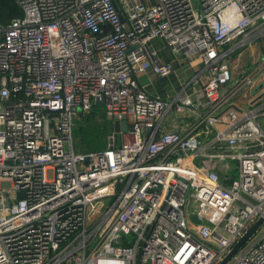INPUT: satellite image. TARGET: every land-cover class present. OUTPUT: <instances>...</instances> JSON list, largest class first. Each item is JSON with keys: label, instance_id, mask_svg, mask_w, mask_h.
Returning a JSON list of instances; mask_svg holds the SVG:
<instances>
[{"label": "built area", "instance_id": "1", "mask_svg": "<svg viewBox=\"0 0 264 264\" xmlns=\"http://www.w3.org/2000/svg\"><path fill=\"white\" fill-rule=\"evenodd\" d=\"M15 1L23 14L0 22V264L218 263L264 217L263 110L234 105L264 59L237 77L230 62L264 38V0ZM155 38L203 63L171 100L138 78L174 70ZM97 105L132 129L77 150L79 111ZM173 109L190 120L162 128ZM229 264H264V220Z\"/></svg>", "mask_w": 264, "mask_h": 264}, {"label": "crops", "instance_id": "2", "mask_svg": "<svg viewBox=\"0 0 264 264\" xmlns=\"http://www.w3.org/2000/svg\"><path fill=\"white\" fill-rule=\"evenodd\" d=\"M150 47L157 51V55L162 61L172 62L174 70L169 75L162 76L152 69H148L141 74L139 73V81L149 93L171 100L177 94L183 92L184 85L203 68V63L199 59L201 62L199 64H194L195 58H189L185 53L174 54L167 41L163 38L153 39L150 42ZM232 59L233 58L230 59V62ZM186 91L191 93L192 85L187 86ZM191 95L193 94L191 93ZM234 101V105H237L241 110L256 107L261 108L263 112L259 115V121L264 127V82L249 87L247 90L237 95ZM182 119L183 117H180L173 109L164 118L162 128L174 129L177 128V126H186L190 119L184 124L182 123ZM113 124H115V122H113Z\"/></svg>", "mask_w": 264, "mask_h": 264}, {"label": "rangeland", "instance_id": "3", "mask_svg": "<svg viewBox=\"0 0 264 264\" xmlns=\"http://www.w3.org/2000/svg\"><path fill=\"white\" fill-rule=\"evenodd\" d=\"M231 58H233L231 62L234 67V75L236 77L241 72L249 71L250 69L255 67L257 63L260 62V60L264 59V38L256 39L253 43L248 44L245 49L241 50L240 52H236L235 55H232ZM200 62L201 61L199 59L194 60V64H199ZM95 108L96 109L94 113L96 114L95 120L97 124H99V122H104V124L101 126V129L98 126L91 128L88 122L82 123L81 121H79L82 115H78V117L76 118V127L77 125L84 126V129L77 136L75 132V145L77 150L87 151L102 148L107 145V136L111 131L110 124L112 123V121L107 117L105 113L103 114L102 111L97 110L104 109L101 105H97ZM80 145L83 146V148H81ZM235 171L237 172L236 169ZM255 238L253 240H255Z\"/></svg>", "mask_w": 264, "mask_h": 264}, {"label": "trees", "instance_id": "4", "mask_svg": "<svg viewBox=\"0 0 264 264\" xmlns=\"http://www.w3.org/2000/svg\"><path fill=\"white\" fill-rule=\"evenodd\" d=\"M22 14H23V10L21 9V7L18 5V3L15 0H0V22H2L3 24L9 23L13 18L19 17ZM95 107L90 112H87L84 115H82L79 121H81L82 123L88 122L91 128L98 126L101 129V126L104 124V122H99V124H97L95 120L96 114L94 113L96 109ZM97 110L102 111L103 114L105 113L104 109L103 110L97 109ZM110 125H111L110 130H113L114 128L113 122ZM83 129H84V126L77 125L75 129L76 136L79 135V133L82 132ZM80 147L83 148V146L81 145ZM92 150H95V149H92Z\"/></svg>", "mask_w": 264, "mask_h": 264}, {"label": "water", "instance_id": "5", "mask_svg": "<svg viewBox=\"0 0 264 264\" xmlns=\"http://www.w3.org/2000/svg\"><path fill=\"white\" fill-rule=\"evenodd\" d=\"M79 115H83L82 110L79 111ZM114 128L116 131H120L121 129L126 131L128 129H132V125H129L126 121L120 122L115 121ZM264 217L261 216L258 220L253 223L245 232V234L235 243V245L231 248V250L227 253V255L222 258L216 264H227L233 257V255L238 252L246 242L254 235V233L258 230L260 225L262 224Z\"/></svg>", "mask_w": 264, "mask_h": 264}]
</instances>
